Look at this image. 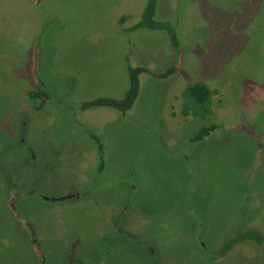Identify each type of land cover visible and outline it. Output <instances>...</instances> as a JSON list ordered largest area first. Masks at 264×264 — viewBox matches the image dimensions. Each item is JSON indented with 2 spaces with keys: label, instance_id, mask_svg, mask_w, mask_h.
Segmentation results:
<instances>
[{
  "label": "rangeland",
  "instance_id": "1",
  "mask_svg": "<svg viewBox=\"0 0 264 264\" xmlns=\"http://www.w3.org/2000/svg\"><path fill=\"white\" fill-rule=\"evenodd\" d=\"M146 4L0 0V264H264V0H157L176 50L126 31ZM127 65L147 70L130 111L80 109L122 98ZM199 82L205 119L182 113Z\"/></svg>",
  "mask_w": 264,
  "mask_h": 264
},
{
  "label": "trees",
  "instance_id": "2",
  "mask_svg": "<svg viewBox=\"0 0 264 264\" xmlns=\"http://www.w3.org/2000/svg\"><path fill=\"white\" fill-rule=\"evenodd\" d=\"M157 7V0H147L146 7L141 15L140 20L131 28L126 31L132 32L139 29L147 30H157L164 32L167 35L168 41L172 48L175 50L179 47V40L176 35V30L173 25L166 21H156L154 19L155 11ZM125 30V29H124ZM177 68L174 65H171L167 70L161 74L155 75L156 78L165 79L174 74ZM147 70L143 67H131L127 65V78H128V88L124 96L120 99L114 98H98L90 102H86L80 105L82 111L96 108H107L115 110L118 113L125 114L130 111L139 95L140 81L139 76L142 73H146ZM215 94L214 90L209 89L204 83H196L193 85H188L183 92V104H182V113L185 116L191 115L195 118L205 119L207 116L212 114L211 102L212 97ZM47 95L42 89L35 91H29L27 93V98L29 102L35 109L39 110L42 106L43 100L46 99ZM217 130L216 124H210L202 126L196 132V134L190 138L192 142L203 141L205 138L209 137L211 133ZM93 141H95L96 148L99 153H101V162L99 164V172L102 171L104 160H103V146L100 143L97 136H90ZM256 238V239H255ZM258 233L255 231H247L238 234L227 243L223 245L220 249V253H225L230 249L231 246L243 242L249 241L251 239L257 240ZM251 240V241H253ZM261 240V239H260ZM256 242V241H253ZM259 242V239L257 240Z\"/></svg>",
  "mask_w": 264,
  "mask_h": 264
}]
</instances>
